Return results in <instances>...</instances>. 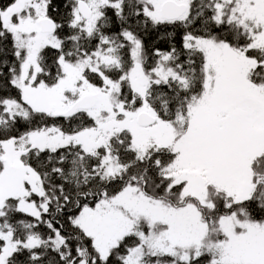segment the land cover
<instances>
[{"label": "snow or ice", "instance_id": "6c2138e0", "mask_svg": "<svg viewBox=\"0 0 264 264\" xmlns=\"http://www.w3.org/2000/svg\"><path fill=\"white\" fill-rule=\"evenodd\" d=\"M0 264H264V0H0Z\"/></svg>", "mask_w": 264, "mask_h": 264}]
</instances>
